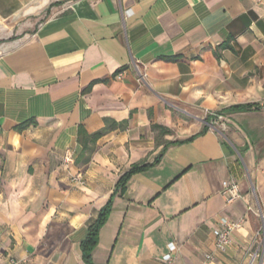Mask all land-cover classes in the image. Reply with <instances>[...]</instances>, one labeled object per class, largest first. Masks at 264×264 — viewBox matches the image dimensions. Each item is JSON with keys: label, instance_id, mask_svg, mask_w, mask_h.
Instances as JSON below:
<instances>
[{"label": "crops", "instance_id": "1", "mask_svg": "<svg viewBox=\"0 0 264 264\" xmlns=\"http://www.w3.org/2000/svg\"><path fill=\"white\" fill-rule=\"evenodd\" d=\"M0 31V264H85L145 165L91 264H264V0H0Z\"/></svg>", "mask_w": 264, "mask_h": 264}, {"label": "built area", "instance_id": "2", "mask_svg": "<svg viewBox=\"0 0 264 264\" xmlns=\"http://www.w3.org/2000/svg\"><path fill=\"white\" fill-rule=\"evenodd\" d=\"M122 76H123V72H119L116 75V79L120 80ZM209 116L217 120L221 119V117L215 113H210ZM63 162L66 165H71L73 163V159L70 151L65 152ZM73 181L83 184L82 181H75V180ZM222 194L227 204L233 203L236 200H238L240 198V195H239L237 183L235 182L226 183ZM257 216L261 220V224H262L261 231L264 236V215L258 214ZM240 224L241 221L237 223H231V222H227L226 220H220L217 223V226L212 230V235L215 240L214 245L217 251L225 252L227 250L228 246L230 245V236L232 232L240 226ZM166 248H167V252L158 260L156 264H176V258H175V253L177 251L176 245L173 242H170L166 245ZM257 257H258L257 253L252 254L249 258L248 264H254ZM205 260L206 263L210 262L212 261V257L209 255L205 256Z\"/></svg>", "mask_w": 264, "mask_h": 264}, {"label": "trees", "instance_id": "3", "mask_svg": "<svg viewBox=\"0 0 264 264\" xmlns=\"http://www.w3.org/2000/svg\"><path fill=\"white\" fill-rule=\"evenodd\" d=\"M251 108H252L251 105L234 106V107H230L227 111L228 112H242V111L250 110ZM34 124H35L34 121H28V122H25V123L17 126L16 129L19 131H22V130L26 129L27 127L34 125ZM79 133H80V135L86 136V134L82 131L81 128L79 130ZM101 135H102V133L98 132V133H95L93 135H90L89 139H90V141L95 142ZM147 167H148L147 165H145V166H134L130 169V171H128L127 173H125L124 175H122L118 179V181L115 185V189H114V193H113L112 197L109 199L107 204L99 211L96 220L87 229L86 238L80 243L82 258H83V261L85 264H91L90 255H91L92 250L95 248V246L97 244L99 230L105 224V222L108 218L110 208H111V200H112L113 196L117 192H119V193L123 192L124 185H125L126 181L133 174H135L139 171H142Z\"/></svg>", "mask_w": 264, "mask_h": 264}, {"label": "rangeland", "instance_id": "4", "mask_svg": "<svg viewBox=\"0 0 264 264\" xmlns=\"http://www.w3.org/2000/svg\"><path fill=\"white\" fill-rule=\"evenodd\" d=\"M10 35H11L10 32H7V31L6 32H2V31H0V43L5 42L4 39L8 38Z\"/></svg>", "mask_w": 264, "mask_h": 264}]
</instances>
